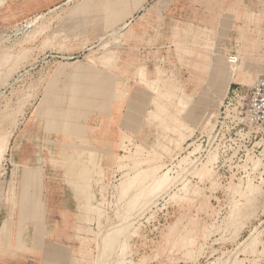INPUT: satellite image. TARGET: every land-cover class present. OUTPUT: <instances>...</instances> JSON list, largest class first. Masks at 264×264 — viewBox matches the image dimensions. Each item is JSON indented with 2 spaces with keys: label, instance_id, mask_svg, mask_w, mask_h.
Here are the masks:
<instances>
[{
  "label": "rangeland",
  "instance_id": "rangeland-1",
  "mask_svg": "<svg viewBox=\"0 0 264 264\" xmlns=\"http://www.w3.org/2000/svg\"><path fill=\"white\" fill-rule=\"evenodd\" d=\"M260 80L264 0H0V264H264Z\"/></svg>",
  "mask_w": 264,
  "mask_h": 264
},
{
  "label": "built area",
  "instance_id": "built-area-1",
  "mask_svg": "<svg viewBox=\"0 0 264 264\" xmlns=\"http://www.w3.org/2000/svg\"><path fill=\"white\" fill-rule=\"evenodd\" d=\"M247 114L250 121L264 124V80L258 81L252 88Z\"/></svg>",
  "mask_w": 264,
  "mask_h": 264
},
{
  "label": "bare ground",
  "instance_id": "bare-ground-1",
  "mask_svg": "<svg viewBox=\"0 0 264 264\" xmlns=\"http://www.w3.org/2000/svg\"><path fill=\"white\" fill-rule=\"evenodd\" d=\"M48 134H49V133H48ZM88 148H89V147H88ZM68 159H69V158H68ZM72 160H73V159H72ZM72 167H73V166H72ZM74 167H75V166H74ZM74 167H73V168H74Z\"/></svg>",
  "mask_w": 264,
  "mask_h": 264
}]
</instances>
